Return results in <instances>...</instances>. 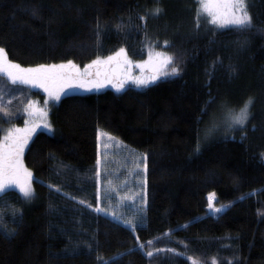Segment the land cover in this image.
I'll return each mask as SVG.
<instances>
[{"label":"trees","instance_id":"16d2710c","mask_svg":"<svg viewBox=\"0 0 264 264\" xmlns=\"http://www.w3.org/2000/svg\"><path fill=\"white\" fill-rule=\"evenodd\" d=\"M244 1L251 24L238 30L198 18L197 0H0V48L21 67H82L124 49L134 61L165 52L179 69L50 109L53 132H37L23 157L31 201L0 194V264H264V0ZM3 85L44 102L40 89ZM249 99L243 126L205 138L215 113ZM0 122L4 134L22 116ZM99 129L145 155L135 234L96 210ZM209 193L230 203L217 216Z\"/></svg>","mask_w":264,"mask_h":264},{"label":"rangeland","instance_id":"374dc122","mask_svg":"<svg viewBox=\"0 0 264 264\" xmlns=\"http://www.w3.org/2000/svg\"><path fill=\"white\" fill-rule=\"evenodd\" d=\"M198 8H199V4H198ZM200 16H205L210 21V17H208L206 14ZM151 51L161 52L158 50L157 51L151 50ZM149 52L147 53L144 59L135 60V61L129 58L125 52L127 59L131 61L130 64H125L124 57L121 56L110 63L93 66L91 69L88 70L92 75L84 77L85 86L80 87L78 86V83L76 81H73L71 87H65L64 91L60 93V99L71 94L101 92L106 89L115 92H120L128 86H133L136 88L145 87V86H137L131 79H127L129 75L132 77L148 78L151 77L153 74H156L157 75L156 80L166 76L173 75L169 70L170 65L164 67L154 66L157 64L155 60H153L152 63H145L149 59ZM116 53L110 56H115ZM108 57L109 56L100 59L106 61ZM91 63L92 62L82 67L78 65L76 66L80 70V72L83 73L85 67ZM141 64H143L144 66L140 67L139 65ZM57 65H61V64H57ZM97 72L100 73L99 76L96 75ZM164 73H169V74L165 75ZM109 80H111V83L108 82ZM121 80L124 82V86L120 88V90L118 91L114 85L117 83V81H121ZM156 80L150 82L148 85L154 83ZM94 81H101L103 83V86L102 87L93 86ZM18 85L34 87L32 85H23V84H18ZM0 88L3 89V96L2 98H0V120H3V117L7 119H16L22 116L21 125H13L6 128L4 134H3V124L0 122V139H3L4 135H6L7 129L11 127L23 128L25 126L24 123L25 120L32 119L29 117L28 113L24 111L29 101L33 102L35 107L41 109L44 113H46V115L38 114L37 117L35 118L34 122L37 126L35 128V131L32 133L31 138L28 141V144L32 140L33 136L39 131H45L48 133L53 132V129L49 122V111L53 106H55L59 102L60 99L56 100L54 98H51L49 97L48 93L44 91L43 88L34 87L43 91L45 99L44 102L41 104L39 103L38 100L34 98H30L28 94H25L23 91H21L18 88H13L8 85H3ZM45 101H47V103H45ZM222 108L220 112L215 113L211 117L209 121V127L207 128L206 133H204L205 138L210 139L220 135H224L229 130L233 128H239L246 123L245 122L243 125H234L232 127H229L228 125L231 122L229 116V110L224 107ZM238 111H232V112L235 113ZM103 133L106 132L102 129H99L97 131V142L99 149L98 160L100 161L99 167L103 171V174L100 177V181H99L100 193H99V205L97 209H102V211L99 212L109 214L114 219L121 221L123 223L124 221H131L132 224L133 223L138 224V218L140 219L141 211L145 206L144 195H143L144 177L142 174L144 162H145V155L131 148H127L121 141H119L118 139H116L111 135L110 136L112 137V139L109 140L107 136L102 135ZM98 134H99V139H98ZM105 145H107V147H105ZM27 146L24 149V153ZM24 153L22 156V161H23ZM23 165H24V161H23ZM24 167L28 171H30L25 165ZM32 179L33 178L31 176L30 183L33 189ZM12 190L17 191L20 194L18 187L13 186ZM20 195L22 196V194ZM32 197L29 199H25L23 197L22 198L28 202L31 201ZM212 204H213V208L210 209L207 206V210H206V213L212 216H217L220 212H222L230 205L229 203L219 206L215 203L214 200L212 201ZM215 208H222V210L220 212H215L214 211ZM117 217L119 219H117ZM132 230L133 233L135 234L133 228ZM163 246H161L160 248L161 250L155 251L154 254L159 252H164L166 249H164ZM170 249L172 248L170 247ZM193 261H195L196 264H201L197 260L194 259L190 260L192 264Z\"/></svg>","mask_w":264,"mask_h":264},{"label":"snow or ice","instance_id":"6c2138e0","mask_svg":"<svg viewBox=\"0 0 264 264\" xmlns=\"http://www.w3.org/2000/svg\"><path fill=\"white\" fill-rule=\"evenodd\" d=\"M198 4L199 8L197 17L199 18L200 15L206 14L210 17V23L220 28L234 27L238 30H243L251 24V17L246 11L244 0H198ZM159 11V9L155 10L156 13ZM121 56L124 57L125 64L131 63V61L127 59L125 50L120 49L115 56H109L106 61L97 57V59L87 65L84 72L81 73L72 61H68L66 65H38L34 68H24L21 67L20 64L8 60L5 50L0 48V76L5 77L12 85L23 84L43 88L44 91L48 93L49 97L59 100L60 93L64 91L65 87H71L73 81H76L78 86L84 87V77L92 75L88 70L93 66L110 63ZM153 60L157 62L154 66L164 67L172 64L173 57L163 52L150 51L149 59L145 63H152ZM139 66L143 67L144 65L141 64ZM178 72L179 69L177 67H171V74L175 75ZM164 74L167 75L169 73ZM96 75L99 76L100 73L97 72ZM127 79H131L137 86H146L150 82L156 80L157 75L153 74L148 78L132 77L129 75ZM108 82L111 83V80ZM93 86L102 87L103 83L101 81H94ZM114 86L119 91L120 88L124 86V82L122 80L117 81ZM2 96L3 89L0 88V98H2ZM45 103H47V101H45ZM251 103L252 100L249 99L239 111L235 113L232 112V110H229V116L231 119V122L228 125L229 127L243 125L248 120ZM24 111H26L32 119L25 120V126L23 128L11 127L7 129L6 135H4L3 139H0V194H3L5 191H8L15 186L18 187L23 198L29 199L33 196V189L30 183L32 174L24 167L22 156L31 135L37 126L34 122L35 118L38 114L46 115V113L41 109L36 108L31 101H29ZM102 135L107 136L109 140L112 139L108 133H103ZM105 147H107V145H105ZM99 163L100 161L97 160V164ZM214 198L215 193H209L208 207L210 209L213 208L212 201ZM97 210L102 211V209ZM221 210L222 208L214 209L215 212H220ZM117 219L119 218L117 217ZM124 223L135 228V225H133L131 221H124ZM151 243L152 241H148V244ZM141 247H143V245H141ZM147 255L152 256L153 253L148 252ZM102 264H110V262L102 261ZM193 264H196V262L193 261Z\"/></svg>","mask_w":264,"mask_h":264}]
</instances>
